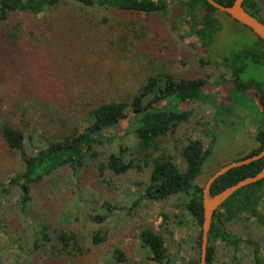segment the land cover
I'll return each instance as SVG.
<instances>
[{
    "label": "rangeland",
    "instance_id": "rangeland-1",
    "mask_svg": "<svg viewBox=\"0 0 264 264\" xmlns=\"http://www.w3.org/2000/svg\"><path fill=\"white\" fill-rule=\"evenodd\" d=\"M76 12L94 16L98 27L81 33L67 29L65 33L57 32L54 28L53 34L49 29L50 17H39L36 24L28 25V31L16 48L0 50V121L8 120L23 129L26 136L31 134L35 144L38 134H48L52 139L75 127L82 130L89 121L87 103L124 98L156 71L166 69L177 76H194L205 71L211 75L209 88L214 91L209 104L191 99L179 102L175 109L194 106L193 113L188 122L182 123L174 134L164 139L163 145L174 153L179 167L184 168L175 146L187 137H199L206 142L209 130L218 120L214 127L218 135L216 144L203 165L209 164L206 174L257 145L254 132L263 124V113L256 93L251 89L232 91L226 82L218 83L220 68L217 66L199 68L198 51L190 47L185 37L182 39L181 31L172 29L168 21L164 22L155 14L135 11L77 7ZM222 15L228 20L215 40L220 51L228 52L253 40L254 34L249 28L240 23L235 26L227 14ZM102 16L107 20L103 21ZM104 42L110 47V56L100 49ZM221 72L225 76L224 71ZM241 77L256 79L264 86V64L250 63ZM45 86H48V97L43 94ZM214 109L219 114L215 115ZM128 125V121L118 124L119 143L123 145H130L133 140L131 133L122 134ZM26 146L32 149L30 143ZM112 147L116 149V143ZM109 149L106 145L99 147L100 159ZM19 168V157L0 137V181L6 183ZM60 172L61 182H48V190L43 184L33 185L32 200L24 208L16 187L0 197V264H104L115 247L128 256V264L145 263L149 248L142 246L139 240V232L145 226L167 237L172 263L183 264L182 257L186 262L195 254L187 228L173 222L168 225L173 230L172 235L161 229V202L148 203L142 199L140 207L129 214L122 208L130 206L143 192L142 184L148 179V169L142 174L129 171L120 175L106 170L104 178L107 182H101L99 172L91 164L80 170L77 178L71 176L68 168ZM206 179L200 177L198 182L203 185ZM103 202L115 206L106 221L87 220L89 213H107ZM171 202L175 204L178 198ZM165 207L173 209L174 205L169 202ZM45 223L53 233L72 229L84 234L86 237L81 240L84 245H91L90 236L97 230L106 232V240L92 245L82 255L60 252L55 235L51 233L48 248L35 247L34 242L41 238L43 231L41 225ZM254 231L264 237L263 231ZM223 252L214 264H232L227 255L229 251ZM236 264L252 263L246 253Z\"/></svg>",
    "mask_w": 264,
    "mask_h": 264
},
{
    "label": "trees",
    "instance_id": "trees-1",
    "mask_svg": "<svg viewBox=\"0 0 264 264\" xmlns=\"http://www.w3.org/2000/svg\"><path fill=\"white\" fill-rule=\"evenodd\" d=\"M215 1L230 5L234 0ZM77 7L155 14L162 17L164 22L168 21L172 29L180 30L182 39L185 37L184 40L189 46L198 51L199 68L217 66L220 68L218 83L226 82V86L232 91L251 89L256 93L255 97L263 113V124L254 132L257 145L234 160L251 156L263 148L264 86L261 81L243 79L241 76L250 63L264 64V42L254 34L253 40L243 43L239 48L228 52L220 51L221 48L215 40L228 18L223 19L222 13L207 0H0V50L16 48L19 40L28 31V25L36 24L39 17H50L49 29L53 34L54 28L57 32L65 33L64 30L67 29L69 32L78 30L81 33L98 27L94 16L76 12ZM243 7L264 22V0H244ZM101 19L107 20L104 16ZM231 20L235 26H239L234 19ZM55 22H58L57 26ZM66 48L68 49V45ZM100 49L107 56L111 55L108 54V43L104 42ZM210 77L205 71L194 76H177L166 69L156 71L124 98L87 103L89 121L82 130L75 127L52 139L48 138V134H38L39 139L35 144L31 134L26 136L23 129L8 120L0 121V137L20 160L19 170L6 183L0 181V197L16 187L20 192L19 202L24 208L32 200L33 185L43 184L48 190V182H61L60 171L66 168L71 171L72 177L77 178L78 172L91 164L99 172L101 182L108 181L104 178L106 170L120 175L129 171L142 174L144 169H148L147 181L143 184L137 183L144 185L143 192L132 200L130 206L122 208L129 214L140 207L142 199L148 203L161 202V229L172 235L173 230L168 225L173 222L187 228L195 254L186 262L182 257V261L183 264H199L203 185L198 182V178H207L221 165L229 162L220 164L207 174L209 164L203 167L216 144L218 135L214 127L218 120H213V131L209 130L206 142L199 137H187L186 141L175 146L184 168L179 167L174 160V153L163 145V141L168 135L174 134L182 123L188 122L193 113L194 106L175 109L179 102L191 99L209 104L210 96L214 92L209 88ZM43 94L48 97V86H45ZM214 111L216 115L218 112L216 109ZM124 121H128L129 125L122 134L133 135L130 145L119 143L121 136L117 133L118 124ZM27 142L32 149L26 146ZM114 143L117 145L116 149L112 147ZM104 145L110 149L100 159L102 152L99 147ZM262 166L263 159H259L228 170L214 180L211 193L219 192L238 180L257 173ZM72 177L71 182L74 181ZM175 198H178V202L172 204L171 200ZM169 202L174 205L173 209L165 207ZM263 204L264 177L239 188L222 202L211 221L206 264H214L222 250L223 254L229 251L227 255L232 264H236L239 257L246 253L252 264H264V237L258 236L254 231L259 229L264 233ZM103 207L107 213H89L87 220L94 223L105 222L115 206L103 202ZM41 229V238L34 242L35 247L48 248L52 234L58 242L57 249L67 254L74 252L82 255L92 245L104 243L106 240V232L101 230L91 234V245L88 246L81 243L86 236L76 230L60 229L53 233L46 223L41 225ZM139 240L142 246L149 248V253L145 263L134 264H175L168 255L167 237L162 232L149 226L142 227ZM129 260L119 247H115L104 264H128Z\"/></svg>",
    "mask_w": 264,
    "mask_h": 264
},
{
    "label": "water",
    "instance_id": "water-1",
    "mask_svg": "<svg viewBox=\"0 0 264 264\" xmlns=\"http://www.w3.org/2000/svg\"><path fill=\"white\" fill-rule=\"evenodd\" d=\"M214 8L219 12L227 14L230 18L234 19L236 22L242 24L243 26L249 28L253 34L258 36L264 42V22L258 17L252 15L243 7L244 0H234L230 5H223L215 0H207ZM263 159V166L257 173L246 176L237 182L223 188L219 192L214 194L211 193V185L216 178L227 172L228 170L248 164L252 161ZM264 177V146L263 148L248 157L231 160L218 169H216L211 175L207 177L202 188V206H203V217L200 225L201 229V242L199 251V264H206V254H207V243H208V233L211 227V221L215 210L225 201L233 192L239 188L254 183Z\"/></svg>",
    "mask_w": 264,
    "mask_h": 264
}]
</instances>
